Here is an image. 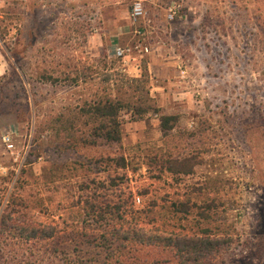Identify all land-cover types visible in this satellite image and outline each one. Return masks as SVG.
<instances>
[{"label":"rangeland","instance_id":"obj_1","mask_svg":"<svg viewBox=\"0 0 264 264\" xmlns=\"http://www.w3.org/2000/svg\"><path fill=\"white\" fill-rule=\"evenodd\" d=\"M185 257L264 264V0H0V264Z\"/></svg>","mask_w":264,"mask_h":264},{"label":"trees","instance_id":"obj_2","mask_svg":"<svg viewBox=\"0 0 264 264\" xmlns=\"http://www.w3.org/2000/svg\"><path fill=\"white\" fill-rule=\"evenodd\" d=\"M95 104V102H94ZM95 106V113H99V116L101 118L106 119V124H102L100 128L103 130L106 128L107 125H109L102 133L98 134V136H101L105 141L107 142H117L121 138L120 133V122L117 120V110L121 109V106L119 104V101L113 102L112 99L106 98L104 101H97ZM145 109H142L140 107H136L134 110V113L141 114ZM164 121L161 120V128L164 129ZM51 235V232L48 233V236ZM126 238V236L124 237ZM182 242L179 244V248L186 249L190 251V249L194 251H198L201 253L205 252V249H208V247H215L219 244V239H209V238H203V237H182ZM205 257H185L184 260L187 262V264H197L200 260H204ZM139 262L132 261L131 264H138ZM157 260H153L151 264H157ZM121 264V263H120Z\"/></svg>","mask_w":264,"mask_h":264},{"label":"built area","instance_id":"obj_3","mask_svg":"<svg viewBox=\"0 0 264 264\" xmlns=\"http://www.w3.org/2000/svg\"><path fill=\"white\" fill-rule=\"evenodd\" d=\"M130 15L133 19H136L143 15V8L139 1L133 3L130 11ZM113 53L116 56H122L124 54V49L120 46L113 47ZM2 141L6 145L7 148H11L13 146L10 135L8 133L2 134ZM139 197H136V201L139 202Z\"/></svg>","mask_w":264,"mask_h":264},{"label":"crops","instance_id":"obj_4","mask_svg":"<svg viewBox=\"0 0 264 264\" xmlns=\"http://www.w3.org/2000/svg\"><path fill=\"white\" fill-rule=\"evenodd\" d=\"M115 22V25H114V27L116 28V30H118V32H121V26H119L118 24H116V21H114ZM128 124H131V122H128Z\"/></svg>","mask_w":264,"mask_h":264}]
</instances>
